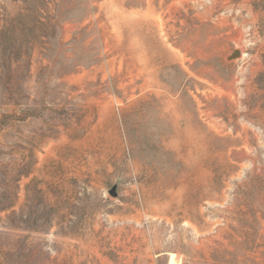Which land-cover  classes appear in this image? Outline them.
Wrapping results in <instances>:
<instances>
[{"label": "rangeland", "instance_id": "rangeland-1", "mask_svg": "<svg viewBox=\"0 0 264 264\" xmlns=\"http://www.w3.org/2000/svg\"><path fill=\"white\" fill-rule=\"evenodd\" d=\"M172 253L264 264V0H0V264Z\"/></svg>", "mask_w": 264, "mask_h": 264}, {"label": "bare ground", "instance_id": "bare-ground-1", "mask_svg": "<svg viewBox=\"0 0 264 264\" xmlns=\"http://www.w3.org/2000/svg\"><path fill=\"white\" fill-rule=\"evenodd\" d=\"M179 261L180 260H178V255L172 253L171 256H170L169 264H180Z\"/></svg>", "mask_w": 264, "mask_h": 264}, {"label": "water", "instance_id": "water-1", "mask_svg": "<svg viewBox=\"0 0 264 264\" xmlns=\"http://www.w3.org/2000/svg\"><path fill=\"white\" fill-rule=\"evenodd\" d=\"M237 54H239V51H236L233 55L236 56Z\"/></svg>", "mask_w": 264, "mask_h": 264}]
</instances>
